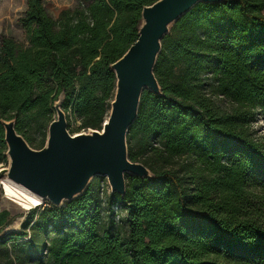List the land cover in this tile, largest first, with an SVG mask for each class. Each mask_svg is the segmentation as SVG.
<instances>
[{"label": "trees", "instance_id": "1", "mask_svg": "<svg viewBox=\"0 0 264 264\" xmlns=\"http://www.w3.org/2000/svg\"><path fill=\"white\" fill-rule=\"evenodd\" d=\"M155 1L74 0L54 18L43 0H25V42L0 37V162L1 120H14L28 144L39 131V149L60 95L67 124L101 128L110 65ZM153 73L160 93L142 91L126 134L128 159L151 177L125 173L123 195L103 200L88 185L61 206L32 209L0 237V264H264V138L252 130L264 110V0L196 3L162 37Z\"/></svg>", "mask_w": 264, "mask_h": 264}, {"label": "water", "instance_id": "2", "mask_svg": "<svg viewBox=\"0 0 264 264\" xmlns=\"http://www.w3.org/2000/svg\"><path fill=\"white\" fill-rule=\"evenodd\" d=\"M224 0H156L145 5L137 39L110 65L115 73V91L101 128L70 134L61 108L63 95L53 103L56 117L47 127L43 146L32 148L15 129L14 120H1L6 143L7 165L0 179H8L42 200L61 206L81 195L95 175L106 176L110 191L125 193V173L151 177L141 162L127 156L126 134L135 121L142 91L155 94L160 87L153 67L161 39L169 27L196 3Z\"/></svg>", "mask_w": 264, "mask_h": 264}, {"label": "rangeland", "instance_id": "3", "mask_svg": "<svg viewBox=\"0 0 264 264\" xmlns=\"http://www.w3.org/2000/svg\"><path fill=\"white\" fill-rule=\"evenodd\" d=\"M73 2L74 0H43L47 12L54 18L57 17L61 9L73 5ZM25 8H26L25 0H0V9H2V18H0V37L7 36L18 42H25L26 40L25 33L19 22V19L23 16ZM107 116L104 118V120L107 118ZM55 117H56V113L53 109V114L51 118L54 119ZM89 129L90 128H79V121L75 120L73 117L70 118V121L67 124V130L70 132V134L87 132ZM252 130L254 131L256 137L264 138V110L255 111V121L252 124ZM29 136L31 137L32 140V143H29L31 144L30 146L34 149H38L35 143H37L40 140L41 133L37 130L35 131L31 130ZM6 165L7 163L0 162V168L5 167ZM2 179H0V182ZM88 185L98 187L103 200L111 194L106 176L95 175L91 178ZM48 203L49 202L47 200H42L38 206L24 210L21 209L13 201L6 199L3 196L2 192L0 191V211L6 210L7 217L13 218V221L7 227H5L3 231L0 233V237L10 231H19L20 222L23 220L24 216L29 211H31L32 209L41 210L43 207H47ZM103 207L104 209H106L105 205ZM5 218L0 222V225L6 220ZM17 222H18V227H14V225L17 224ZM114 222L117 229L123 233L126 228L124 222V211L122 210L117 211L114 214ZM27 233L28 235L22 237L20 240L29 241L30 231H28ZM40 240L41 242H43V238L41 235H40Z\"/></svg>", "mask_w": 264, "mask_h": 264}, {"label": "bare ground", "instance_id": "4", "mask_svg": "<svg viewBox=\"0 0 264 264\" xmlns=\"http://www.w3.org/2000/svg\"><path fill=\"white\" fill-rule=\"evenodd\" d=\"M0 183V191L2 192L3 196L6 199L16 203L21 209L27 210L36 207L42 201L40 197H38L31 191L21 187L20 185L8 179H2ZM14 227H18V222L14 225Z\"/></svg>", "mask_w": 264, "mask_h": 264}, {"label": "built area", "instance_id": "5", "mask_svg": "<svg viewBox=\"0 0 264 264\" xmlns=\"http://www.w3.org/2000/svg\"><path fill=\"white\" fill-rule=\"evenodd\" d=\"M114 211H117L118 210V207L117 206H113L112 207Z\"/></svg>", "mask_w": 264, "mask_h": 264}, {"label": "clouds", "instance_id": "6", "mask_svg": "<svg viewBox=\"0 0 264 264\" xmlns=\"http://www.w3.org/2000/svg\"><path fill=\"white\" fill-rule=\"evenodd\" d=\"M0 18H2V9H0Z\"/></svg>", "mask_w": 264, "mask_h": 264}]
</instances>
